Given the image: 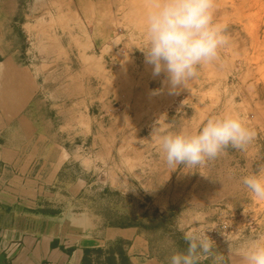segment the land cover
<instances>
[{
  "label": "rangeland",
  "instance_id": "rangeland-1",
  "mask_svg": "<svg viewBox=\"0 0 264 264\" xmlns=\"http://www.w3.org/2000/svg\"><path fill=\"white\" fill-rule=\"evenodd\" d=\"M130 1L0 0L1 49L34 51L43 55L47 69L67 68L73 58L80 89L65 95L70 98L73 92L83 103L80 146L124 147L125 152L103 155L104 166L96 173L115 188L134 191L120 206L138 216L160 262L169 264L174 252L186 251L179 230L184 226L213 241L212 255L200 264H242L238 250L264 236V201L254 199L241 183L242 176L264 169V147L256 139L264 133V0H215V17L226 26L230 42L218 61L200 67L197 78L178 93L170 91L163 73L153 77L150 65L137 74L126 72L130 61L121 63V73L107 70L103 56L118 49L119 30L136 26L144 11V4L127 10ZM90 56L97 61L88 60ZM105 102L113 105L114 119L95 123L94 133L107 129L113 137L84 141L92 134L87 105ZM223 114L239 117L255 133L253 142L243 151L229 147L203 167L169 168L151 137L156 122L170 131L195 132L207 119ZM91 165L85 162L86 169ZM217 256L223 259L217 261Z\"/></svg>",
  "mask_w": 264,
  "mask_h": 264
},
{
  "label": "crops",
  "instance_id": "crops-1",
  "mask_svg": "<svg viewBox=\"0 0 264 264\" xmlns=\"http://www.w3.org/2000/svg\"><path fill=\"white\" fill-rule=\"evenodd\" d=\"M141 4L146 6L130 1L126 9ZM145 6L136 26L119 30L118 49L103 56L109 72H123L122 62L130 61L126 72L135 74L147 65L139 49L144 29L138 26ZM75 67L71 58L67 68L47 69L43 55L0 46V264H164L153 255L138 216L120 206L134 191L115 188L96 173L104 166L103 155L125 152L124 147L80 146L83 103L72 92L81 84ZM87 106L92 134L84 141L111 139L107 129L100 134L94 127L114 119L113 105ZM256 139L263 148L264 133ZM87 161L91 169H86Z\"/></svg>",
  "mask_w": 264,
  "mask_h": 264
},
{
  "label": "clouds",
  "instance_id": "clouds-1",
  "mask_svg": "<svg viewBox=\"0 0 264 264\" xmlns=\"http://www.w3.org/2000/svg\"><path fill=\"white\" fill-rule=\"evenodd\" d=\"M215 9V0H146L145 42L139 49L152 67L153 77L165 75L170 91L178 93L179 88L195 80L198 69L218 61L221 50L229 44L227 28L216 19ZM169 127L156 122L151 137L174 170L181 165L203 167L229 147L243 151L255 139V133L239 117L229 114L207 119L195 132L170 131ZM241 183L254 199L264 201V169L242 176ZM179 230L187 249L174 252L169 264H200L202 258L212 255L213 241L207 234L184 226ZM237 254L242 264H264V236Z\"/></svg>",
  "mask_w": 264,
  "mask_h": 264
},
{
  "label": "bare ground",
  "instance_id": "bare-ground-1",
  "mask_svg": "<svg viewBox=\"0 0 264 264\" xmlns=\"http://www.w3.org/2000/svg\"><path fill=\"white\" fill-rule=\"evenodd\" d=\"M44 4V3H43ZM143 9V8H142ZM48 10V9H47ZM65 16V15H64ZM95 60H96V58H95ZM97 61V60H96ZM90 62V61H89ZM95 62V61H94ZM100 68V67H99ZM98 69V68H97ZM101 70V69H100ZM99 69H98V71H100ZM99 73V72H98ZM102 74V73H101ZM99 75V74H98ZM165 94V93H164ZM151 95V94H150ZM165 96V95H164ZM164 96H163V98H164ZM162 98V97H161ZM150 103V102H149Z\"/></svg>",
  "mask_w": 264,
  "mask_h": 264
}]
</instances>
